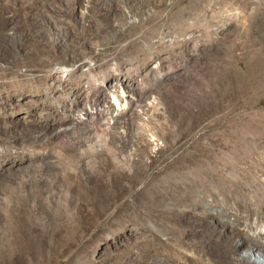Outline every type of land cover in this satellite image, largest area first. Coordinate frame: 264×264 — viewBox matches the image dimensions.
I'll return each mask as SVG.
<instances>
[{"label":"rangeland","instance_id":"1","mask_svg":"<svg viewBox=\"0 0 264 264\" xmlns=\"http://www.w3.org/2000/svg\"><path fill=\"white\" fill-rule=\"evenodd\" d=\"M188 126L264 133V0H0V264H239L153 200Z\"/></svg>","mask_w":264,"mask_h":264},{"label":"bare ground","instance_id":"2","mask_svg":"<svg viewBox=\"0 0 264 264\" xmlns=\"http://www.w3.org/2000/svg\"><path fill=\"white\" fill-rule=\"evenodd\" d=\"M66 71L68 69L64 68L61 72ZM39 80L43 82L45 78ZM69 82L66 80L61 89L67 87L65 83ZM195 128L188 126L170 132L176 139L166 150L171 154L178 153L175 160L157 172L151 182L156 187L152 192L154 202L160 197L176 199L178 204L174 208L171 205L164 207L166 218L179 227L185 237L202 240L204 260L219 255L222 249L246 253L243 248L249 245V252L242 254L243 259L239 264H264V232L241 237L242 223L248 222L247 226L259 223L260 219H255V214L264 218V133L247 129L207 130L200 127L196 128L200 131L198 138L186 147L188 141L183 137L191 136ZM180 139L182 142L179 143ZM147 148V143L138 146L135 155L139 158L133 159L132 155L126 157L123 174L127 181L145 182L146 169L141 165ZM153 164L156 166V162ZM161 164L158 161L156 168L160 169ZM236 185L243 188L244 195ZM145 188L141 187L137 193L144 195ZM224 194L226 197L221 210L204 207V201H208L210 207L216 206ZM232 202L235 206L231 205ZM233 210L236 211V222L228 215Z\"/></svg>","mask_w":264,"mask_h":264}]
</instances>
